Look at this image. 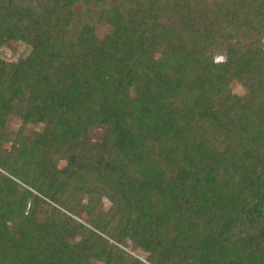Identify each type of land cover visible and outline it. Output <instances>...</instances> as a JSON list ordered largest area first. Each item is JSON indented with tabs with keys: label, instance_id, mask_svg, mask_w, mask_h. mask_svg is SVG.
<instances>
[{
	"label": "trees",
	"instance_id": "1",
	"mask_svg": "<svg viewBox=\"0 0 264 264\" xmlns=\"http://www.w3.org/2000/svg\"><path fill=\"white\" fill-rule=\"evenodd\" d=\"M12 43L0 264H264V0H0Z\"/></svg>",
	"mask_w": 264,
	"mask_h": 264
},
{
	"label": "rangeland",
	"instance_id": "2",
	"mask_svg": "<svg viewBox=\"0 0 264 264\" xmlns=\"http://www.w3.org/2000/svg\"><path fill=\"white\" fill-rule=\"evenodd\" d=\"M30 51V48L23 44V43H12L9 45H5L2 48H0V57L5 59V60H10V61H17V59L24 57L28 54V52ZM232 88L234 91L238 92V93H242L244 90L242 89V87L240 85H237L236 83H234L232 85ZM13 127H16L17 125L20 124V120L17 118H14L13 120ZM41 127V126H40ZM98 132H96L97 134ZM23 186V185H21ZM83 219L81 221L84 222L85 220V214L82 213ZM136 254H138L140 257L144 258L146 253L143 251H137Z\"/></svg>",
	"mask_w": 264,
	"mask_h": 264
}]
</instances>
